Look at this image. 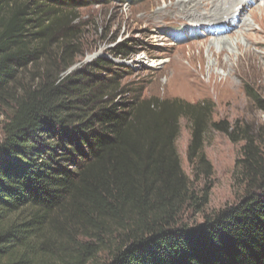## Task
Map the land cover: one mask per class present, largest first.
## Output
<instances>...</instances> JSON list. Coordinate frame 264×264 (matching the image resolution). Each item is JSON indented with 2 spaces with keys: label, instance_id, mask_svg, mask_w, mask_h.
I'll list each match as a JSON object with an SVG mask.
<instances>
[{
  "label": "trees",
  "instance_id": "16d2710c",
  "mask_svg": "<svg viewBox=\"0 0 264 264\" xmlns=\"http://www.w3.org/2000/svg\"><path fill=\"white\" fill-rule=\"evenodd\" d=\"M77 1L0 0V264H264V143L248 127L211 124L244 141L243 193L187 224L186 208L202 212L208 191L195 196L175 143L190 119L188 162L208 169L206 106L121 90L114 73L96 74L111 70L105 60L67 74L46 65L33 88L12 91L31 60L54 46L69 54ZM54 232L64 247L50 252Z\"/></svg>",
  "mask_w": 264,
  "mask_h": 264
},
{
  "label": "rangeland",
  "instance_id": "374dc122",
  "mask_svg": "<svg viewBox=\"0 0 264 264\" xmlns=\"http://www.w3.org/2000/svg\"><path fill=\"white\" fill-rule=\"evenodd\" d=\"M82 1L84 5L73 11L70 20L80 34L71 40L69 54L63 59L62 51L54 46L48 49L50 58L45 54L38 62L31 60L18 69L12 91L19 95L25 89L33 88L43 66H55L57 70L69 66L67 74L105 60L111 70L96 74L111 78L114 73L121 90L139 88L143 89L142 99L178 100L206 106L200 153L208 169L197 168L196 162L193 166L188 162L192 135L190 119L180 120L175 147L191 190L195 196L208 191V204L200 213L186 208L181 221L200 224L204 215L235 204L243 193L236 178L235 163L241 157L244 141L232 142L225 134L212 129L211 124L224 121L231 127H248L250 135L259 144L264 143V60L256 46L264 40L251 38L263 36L264 17L255 15L253 18L252 12L258 6L264 9V0H256V4L253 3L241 16L250 24V31L232 37L228 34L211 36L215 29L213 25L170 23L157 17V13L168 10L171 4L188 0ZM236 41L247 50H235ZM227 42L228 46L223 48L221 43ZM177 76L189 83L194 92H176ZM255 97L262 102L263 108ZM2 119L0 115V122ZM1 138L0 131V141ZM47 238L50 252L64 247L63 238L55 232ZM106 259V255L101 254L97 261Z\"/></svg>",
  "mask_w": 264,
  "mask_h": 264
},
{
  "label": "bare ground",
  "instance_id": "6f19581e",
  "mask_svg": "<svg viewBox=\"0 0 264 264\" xmlns=\"http://www.w3.org/2000/svg\"><path fill=\"white\" fill-rule=\"evenodd\" d=\"M256 4V0H194L186 2H178V4H171L168 10H164L161 13H157V17L161 20H167L170 23L191 22L200 24L203 26L213 25L215 27L212 36H220L221 34H228L230 37L234 35L242 36V31H250V24L241 16L251 9L252 4ZM264 17V9L257 7L252 12V17L255 18ZM205 27L201 28L204 29ZM260 36H252L255 41L264 40V33ZM239 39V37H237ZM229 42L221 43L223 48L228 46ZM235 50L242 51L247 50L240 42L236 41ZM257 48H260V56L264 60V41L256 44ZM217 65L220 64L219 54L216 56ZM182 72V71H180ZM183 74V73H182ZM213 76V75H212ZM177 85H175V91L178 93H185L186 91H193L190 88L189 83H185L183 78L177 76ZM194 92V91H193Z\"/></svg>",
  "mask_w": 264,
  "mask_h": 264
}]
</instances>
